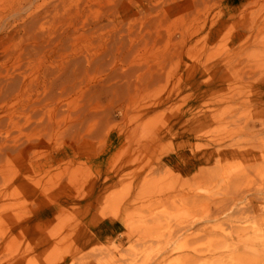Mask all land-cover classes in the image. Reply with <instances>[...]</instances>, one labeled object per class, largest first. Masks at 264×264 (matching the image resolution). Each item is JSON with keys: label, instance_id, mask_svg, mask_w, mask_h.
<instances>
[{"label": "rangeland", "instance_id": "1", "mask_svg": "<svg viewBox=\"0 0 264 264\" xmlns=\"http://www.w3.org/2000/svg\"><path fill=\"white\" fill-rule=\"evenodd\" d=\"M229 1L238 9L231 18L233 10L227 17L225 8ZM204 7L205 24L201 9L195 26L188 23L191 18H180L171 28L192 33L184 48L196 60L217 63L211 68L215 104L208 117L180 126L182 99L192 91L186 86L141 119L129 113L120 125L124 139L111 151L99 145L101 138L83 143L68 170L59 167L51 174L54 183L66 178L68 190L62 195L71 201L56 206L47 224L22 222L8 233V225L23 220V212L0 216V264H264V0H207ZM154 52L170 56L165 77L173 78L160 83L168 90L185 64H177L174 43ZM232 52L237 57L228 55ZM162 88L143 92L145 100L133 95L129 110L154 102ZM159 126L169 136L157 149L172 153L175 145L190 146L196 153L221 149L224 154L189 169L187 155L159 167L160 155L137 151V143ZM179 133L184 136L172 145Z\"/></svg>", "mask_w": 264, "mask_h": 264}, {"label": "bare ground", "instance_id": "2", "mask_svg": "<svg viewBox=\"0 0 264 264\" xmlns=\"http://www.w3.org/2000/svg\"><path fill=\"white\" fill-rule=\"evenodd\" d=\"M206 3L207 0H0V216L17 211L24 215L19 223L8 225V233L23 223L47 224L56 206L70 203L71 197L62 195L68 190L66 178L62 176L54 183L52 172L59 167L68 170L83 143L94 139L100 143L101 138L99 145H107L111 151L115 143L124 139L120 125L129 113V117L141 119L190 86L192 91L183 97L178 112L180 126L195 125L208 117L215 104L209 92L211 68L217 63L212 62V66L208 60H196L189 48H184L192 33L171 28L180 18H191L188 23L195 26L201 9L206 22ZM233 3L229 1L225 6L227 17L233 10L229 18L238 10ZM169 43L175 44L174 57H178V65L184 62L185 70L181 76L176 72L167 90L165 83H160L173 78L165 77L170 56L160 57L154 51ZM235 54L228 55L233 59ZM200 77L208 78L202 81ZM157 85L167 91L166 96L160 91L154 102L146 101L135 111L129 110L132 97L139 93L143 99L145 95L141 94L150 93ZM168 134V129L159 126L157 133L137 143L136 150L153 158L160 155L156 157L160 158L159 167L174 157L187 155V161H192V165H186L188 169L213 154H224L221 149L196 153L190 146L179 149L175 145L172 153L162 147L157 149ZM181 136L184 134L172 138V145ZM191 143L187 144L194 146ZM57 152L61 156L55 158ZM121 156L122 153L117 160ZM235 179L233 176L232 181ZM55 193L60 196L55 197Z\"/></svg>", "mask_w": 264, "mask_h": 264}]
</instances>
